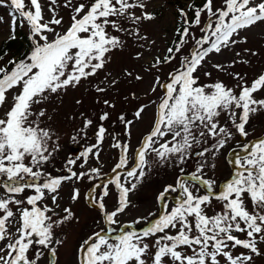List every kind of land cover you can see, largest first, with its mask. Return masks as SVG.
<instances>
[{"label": "snow or ice", "instance_id": "6c2138e0", "mask_svg": "<svg viewBox=\"0 0 264 264\" xmlns=\"http://www.w3.org/2000/svg\"><path fill=\"white\" fill-rule=\"evenodd\" d=\"M0 7L10 17L0 48V264H60L67 245L62 229L78 222L71 207L61 206L60 192L71 182L69 199L78 201L75 185L85 179L91 184L85 200L100 219L98 230L76 241L74 264H256L264 257V135L248 139L252 118L264 113V70L251 80L230 71L259 56L236 49L264 26V0H185L175 8L172 38L165 32L167 46L156 52V39L144 29L158 18L153 0H0ZM18 25L27 27L28 47L16 55L7 43L17 39ZM130 48L136 49L131 58L143 61L140 71L109 70L113 53ZM225 51L234 58L211 66L235 83L201 82L200 70ZM145 74V102L136 92L123 97L136 105L117 116L122 132L108 131L103 122L110 113L102 110L95 143L66 158L64 175L49 172L61 146L52 127L56 108L50 113L47 105L62 103L69 89L83 85L100 103V96L119 91L122 80L142 82ZM102 103L116 107L110 99ZM149 111L150 126L133 148V128ZM79 116L73 142L86 140L94 124L86 113ZM237 135L229 175L218 181L217 165L208 158L215 161ZM108 137L118 155L110 178L97 183L109 176L101 161ZM193 155L205 159L187 171ZM150 156L158 166H176L180 175L157 195L156 212L124 222L120 217L135 207L129 194L151 170ZM92 160L100 166H91ZM112 188L116 203L109 210Z\"/></svg>", "mask_w": 264, "mask_h": 264}, {"label": "rangeland", "instance_id": "374dc122", "mask_svg": "<svg viewBox=\"0 0 264 264\" xmlns=\"http://www.w3.org/2000/svg\"><path fill=\"white\" fill-rule=\"evenodd\" d=\"M180 3L184 4L185 0H153V4L156 5L155 12L157 13L158 18L155 22H146L144 29L151 38H154L157 41V46L153 49L154 52L161 51L167 46L163 39L165 32L167 33L169 39L172 38L175 8L177 5H180ZM8 11L9 9L0 7V16L4 18V23L0 24V44L6 40L9 35L10 17L8 15ZM23 30L27 33V27H24ZM253 33L254 34H248L249 42L247 44L239 45L236 50L251 48L258 51L259 56L250 58L252 61L251 66L237 64L235 67L230 69V71L233 72L247 73L249 80H251L256 73L264 70V26L254 29ZM135 51V48H130L125 51H115L113 53L112 63L108 65L109 70L115 74H119L125 67L129 69L134 68L136 71H140V64L143 63V61L138 63L131 58L132 53ZM185 52H187V49H185ZM233 58V54L227 51H225L222 56L213 55L206 67L201 69L198 73L201 77V82H212L216 79H220L228 85L234 84L235 81H233L231 77L221 72H217L211 66L213 63L229 61ZM170 67L171 66L164 68L165 74ZM204 71L211 72V77H204ZM100 75L102 77L103 73ZM149 80L150 77L147 74H145V79L142 82L133 81L129 84L127 81L122 80L118 85L119 91H110L106 95L100 96V103L96 102L97 93L88 90L87 85H83L75 90L69 89L68 93L63 96L62 103L54 102L53 104L47 105L50 113L53 108H56L55 113H53L54 118L52 127L59 135V144L61 146V150L55 155L52 162L46 166L47 170L54 176L65 174L61 171V169H63L65 165L66 158L72 156L70 152L71 143L73 142L72 137L76 135L77 129L82 126V119L79 116L80 112H84L90 116L93 119L94 124L87 132V139L84 140L77 137V140L74 142L76 145L88 146L95 143L94 133L96 131V125L100 123L98 116L101 114L102 110L110 113V119L103 122L105 127L108 128V131L112 132L115 129L116 131L122 132V127L117 122V116L121 112L130 113L136 105V101L130 99L128 102H125L123 97L132 92H136L141 97L140 102H145L146 98L144 97L143 92L148 87ZM103 99L112 100L116 105L115 109L106 108L102 103ZM76 100H81L82 103L77 105ZM150 123L151 111L146 113L144 120L133 128L131 138L133 148L137 145V142L142 135L148 130ZM252 129H254V131H252ZM260 135H264V113H259L252 118L248 139L251 140L254 136ZM238 140H241V138L237 135L235 140H233L225 147V149H222L221 152L217 154L215 161H212L210 157L208 158L210 163L214 162L217 165L214 175L218 181L223 180L229 175L230 166L227 163V159L229 158L228 153L236 146V141ZM110 143L111 138H106L103 144V152L101 153V161L103 165L102 171L104 173H108L109 176L96 181L97 183H103L104 180L110 178L111 168L116 162L118 153L117 150L110 147ZM196 150L198 151L199 149ZM203 159L205 158L193 155L184 167L187 171H193L195 170L197 163ZM149 160L152 162L151 170L147 172L143 182L138 186V188L129 194V198L135 207L130 209L127 214L120 217V219L124 222H128L137 216H146L149 211L156 212L157 195L163 190L165 185L174 183L176 178L180 175L179 169L174 165L158 166L154 156H150ZM90 163L91 166L94 167L100 166L95 160L90 161ZM209 174L212 173L210 172ZM72 186L71 182L65 183L62 186L60 192V195L63 197L61 200V206L71 207L78 218V222L73 221L62 229V233L67 239V245L66 247L60 249V264H74L73 249L76 241L80 236H86L91 231L98 230L96 221L100 219L98 209L94 208L88 201L85 200V195L91 188L89 181L85 179L75 185L80 189V198L75 202L69 199ZM116 195L115 189L112 188L110 195L105 201L109 210H111L116 203ZM100 227H103V225L101 224ZM256 264H264V257L257 258Z\"/></svg>", "mask_w": 264, "mask_h": 264}, {"label": "trees", "instance_id": "16d2710c", "mask_svg": "<svg viewBox=\"0 0 264 264\" xmlns=\"http://www.w3.org/2000/svg\"><path fill=\"white\" fill-rule=\"evenodd\" d=\"M179 6H184V4L180 3ZM16 35H17L16 40L10 41L7 43V49L9 50L11 54L18 55L27 50L28 40H27L26 32L23 30V28L19 27V25L17 26V29H16ZM5 41L6 40H4L0 44V48L5 47Z\"/></svg>", "mask_w": 264, "mask_h": 264}, {"label": "water", "instance_id": "95a60500", "mask_svg": "<svg viewBox=\"0 0 264 264\" xmlns=\"http://www.w3.org/2000/svg\"><path fill=\"white\" fill-rule=\"evenodd\" d=\"M82 149H83V147L73 146L72 149H71V152H72L73 155L76 156V155H78L81 152Z\"/></svg>", "mask_w": 264, "mask_h": 264}]
</instances>
